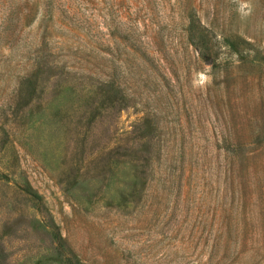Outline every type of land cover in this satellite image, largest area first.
<instances>
[{
  "label": "rangeland",
  "instance_id": "obj_1",
  "mask_svg": "<svg viewBox=\"0 0 264 264\" xmlns=\"http://www.w3.org/2000/svg\"><path fill=\"white\" fill-rule=\"evenodd\" d=\"M197 22L264 54V0H0V264H264V60Z\"/></svg>",
  "mask_w": 264,
  "mask_h": 264
},
{
  "label": "trees",
  "instance_id": "obj_2",
  "mask_svg": "<svg viewBox=\"0 0 264 264\" xmlns=\"http://www.w3.org/2000/svg\"><path fill=\"white\" fill-rule=\"evenodd\" d=\"M222 37L224 38L223 42L218 39L215 28H208L203 26L200 22L192 24L186 29L187 45L192 47L193 51L197 54V61L210 65L216 76L220 74H226L227 77L230 76L229 68L236 62L234 60L235 56H237V61L242 64L258 63L260 67L263 65L261 61L264 60V54L255 37H252V41L240 40L237 31H230L229 35H222ZM224 54L228 56L229 61H224V59H222ZM116 94V85L113 80L109 84L106 101L108 103L115 102ZM220 97L221 101L226 98L225 95L221 93L213 96L211 91H209L207 101L209 100L210 106L214 109L217 119L220 120L221 117L223 120V123H220V130L224 152L228 155V159L230 156L232 167L236 164L240 167H244L247 155H249L247 145L236 139L227 125H224V107L214 102L215 99L217 100ZM210 109L211 108L205 104L202 110ZM225 124H227V122H225Z\"/></svg>",
  "mask_w": 264,
  "mask_h": 264
}]
</instances>
